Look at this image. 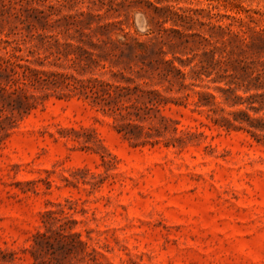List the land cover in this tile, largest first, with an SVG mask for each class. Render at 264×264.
Here are the masks:
<instances>
[{"label":"rangeland","instance_id":"rangeland-1","mask_svg":"<svg viewBox=\"0 0 264 264\" xmlns=\"http://www.w3.org/2000/svg\"><path fill=\"white\" fill-rule=\"evenodd\" d=\"M179 8L197 10L202 22L232 24L246 38L264 29V0H0V38L20 19L65 24L92 13L99 15L94 25H117L114 36L131 32L146 41L156 20ZM178 22L165 27L188 37L174 33L175 58H165L174 59L190 86L170 91L158 79L145 80L172 100L187 95L163 107L178 122L182 142L135 145L118 132V120L78 96L40 102L0 144V264H37L33 236L45 231V215L62 211L75 220L69 230L103 264H264V132L220 123L240 110L263 117L247 99L264 89L253 87V70L232 66L221 82L216 73L193 80L200 60L194 56L204 50L193 35L209 36V27ZM237 45L233 40L234 58L243 56Z\"/></svg>","mask_w":264,"mask_h":264},{"label":"trees","instance_id":"trees-1","mask_svg":"<svg viewBox=\"0 0 264 264\" xmlns=\"http://www.w3.org/2000/svg\"><path fill=\"white\" fill-rule=\"evenodd\" d=\"M210 7L215 6L211 4ZM179 10L170 11L157 19V28L145 34L149 36L146 41H142L138 34L124 32L123 28H118L124 32L121 38L114 36L117 25H94L93 20L99 15L92 13L72 16L65 24L59 20L41 23L42 17L38 16L34 20L20 19L21 26H14L6 39L0 38V50H4L0 54V144L20 119L52 95L59 98L78 96L99 111L113 116L120 122L118 132L135 145H155L160 138L168 139L167 145L181 143L176 127L178 122L165 115L163 107L171 102L180 104V100L187 95L172 100L151 88L145 80L158 79L170 91L175 86H179L180 91L190 86L184 82L187 74L175 66L174 59L165 58L168 53L175 58L178 43L173 34H180V39L188 35L166 28L165 24L170 21L175 25L178 21H202L195 9ZM213 16L222 17L220 13ZM37 23L41 24L38 26ZM202 24L209 27L210 33L209 36L193 35L199 37L204 50L194 56L200 60L199 65L192 69L191 78L199 80L204 74L210 77L216 73L218 77L214 81L221 82L232 66L246 74L253 70L248 75L254 82L253 87L264 89V61L261 60L264 57V29L246 38L234 31L232 24ZM236 39L240 43L236 47L243 56L234 58L232 43ZM187 42L185 40L181 45ZM207 45L210 48H206ZM165 47L169 50L165 51ZM250 52L257 59L246 56ZM37 65L50 69L38 68ZM251 89L247 86L246 91ZM210 98L211 95H204L202 99ZM230 99L226 98L227 103ZM247 102L248 109L255 113L264 111V93L252 95ZM256 103L259 106H255ZM236 105L237 102L231 103L232 107ZM233 115V121L223 118L220 123L231 128L237 122L240 128L246 125L250 131L264 132V116L252 118L244 110ZM45 216V231L34 234L30 249L37 264H70L76 260L86 264H103L95 249H87L81 234L69 230L70 223L75 221L71 214L62 211L60 217L55 212Z\"/></svg>","mask_w":264,"mask_h":264}]
</instances>
